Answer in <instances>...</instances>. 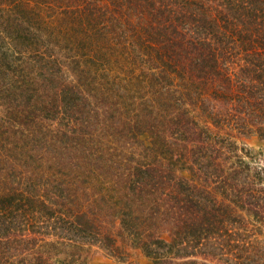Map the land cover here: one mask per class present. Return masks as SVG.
<instances>
[{"label": "trees", "instance_id": "trees-1", "mask_svg": "<svg viewBox=\"0 0 264 264\" xmlns=\"http://www.w3.org/2000/svg\"><path fill=\"white\" fill-rule=\"evenodd\" d=\"M252 136L264 0H0V264H264Z\"/></svg>", "mask_w": 264, "mask_h": 264}, {"label": "rangeland", "instance_id": "rangeland-1", "mask_svg": "<svg viewBox=\"0 0 264 264\" xmlns=\"http://www.w3.org/2000/svg\"><path fill=\"white\" fill-rule=\"evenodd\" d=\"M243 142L255 148L257 151H261L260 158L264 161V140H261L258 136H252L243 139ZM257 246V253H259L263 250L264 247V236H262L261 239H258ZM227 251L228 250H224V252ZM236 254L237 252L229 251L227 254H224V256H216L215 258L210 256H208L207 259H204L203 256L185 258V260L181 261V264H190L185 261L189 262L192 259L197 260V263L199 264H230L229 262H227L226 257L232 258ZM91 258V264H152V261L148 257H146L140 250L132 251V254L126 261H120L118 258L109 256L107 253L102 252V250L97 249H93Z\"/></svg>", "mask_w": 264, "mask_h": 264}]
</instances>
